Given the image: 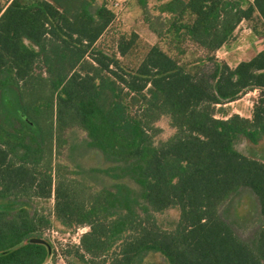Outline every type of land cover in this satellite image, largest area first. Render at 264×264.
I'll return each instance as SVG.
<instances>
[{
	"label": "trees",
	"instance_id": "obj_1",
	"mask_svg": "<svg viewBox=\"0 0 264 264\" xmlns=\"http://www.w3.org/2000/svg\"><path fill=\"white\" fill-rule=\"evenodd\" d=\"M167 0L171 24L208 57L264 0ZM190 20L176 24L183 16ZM115 13L96 0L0 3V199H48L65 227L87 226L81 264H141L148 252L168 264H264V160L236 148L264 137V47L233 67L215 60L197 78L156 44L133 63L135 32L107 34ZM258 90L251 117L216 116L224 103ZM17 112L9 109L4 93ZM166 115L172 135L155 141ZM85 132L75 151L101 152L139 185L93 189L57 161L66 132ZM122 185V186H120ZM242 190L259 218L240 236L225 206ZM122 191V192H121ZM176 208L170 228L157 213ZM49 220L26 208L0 209V264H45L44 244L28 241Z\"/></svg>",
	"mask_w": 264,
	"mask_h": 264
},
{
	"label": "rangeland",
	"instance_id": "obj_2",
	"mask_svg": "<svg viewBox=\"0 0 264 264\" xmlns=\"http://www.w3.org/2000/svg\"><path fill=\"white\" fill-rule=\"evenodd\" d=\"M5 0H0L4 3ZM105 3L115 13L107 34L104 36L106 44L112 42L115 33L135 32L138 35L135 46L128 60L135 63L149 45L156 44L170 56L175 58L180 65L191 72H197V78L209 79V73L213 69L215 60L226 62L233 67L241 60L252 57L264 47V23L257 13L249 19H243L235 28L230 38L218 49L211 53L213 58H207L209 54L195 43L187 39L180 32H175L171 21L176 19L173 14L163 11L161 5L167 0H96ZM243 6H247V0H240ZM190 16L175 20L176 24L188 22ZM259 91L249 90L236 100L224 103L222 111L216 116L238 113L245 117H251L255 101ZM4 101L9 109L17 112V109L5 92ZM154 124L160 127V132L155 136V141L166 139L174 132L166 115H161ZM67 143L57 161L63 163L79 180L93 189L107 187L117 191L114 185L123 184L137 192L139 185L119 168L106 162L100 151L95 149L85 150L82 154L75 151V145L84 143L85 132L73 128L66 132ZM236 148L242 153L260 160H264V137L258 143H252L241 138L236 143ZM122 186V185H120ZM122 192V191H121ZM54 199H0V209L15 210L26 208L31 213L43 214L49 223L41 226L40 235L32 237L28 241H37L45 245L48 251L45 264H81L76 256L74 245L78 244L76 232L78 228L82 232L87 226L65 227L61 225L53 215ZM225 212L231 215L236 232L242 237L251 235L259 218L258 203L255 196L248 190H242L235 194L225 206ZM178 217V210L170 208L162 213H157V219L161 226L170 228ZM50 229L56 230V237L50 236ZM141 264H168L166 258L159 252H148Z\"/></svg>",
	"mask_w": 264,
	"mask_h": 264
},
{
	"label": "built area",
	"instance_id": "obj_3",
	"mask_svg": "<svg viewBox=\"0 0 264 264\" xmlns=\"http://www.w3.org/2000/svg\"><path fill=\"white\" fill-rule=\"evenodd\" d=\"M56 232H57L56 230H54V229H50V236H51V237H56ZM84 232H85V231H84ZM84 232H82L81 229L78 228V231L76 232V235H77V237H78V243H79V240H80L81 235H82Z\"/></svg>",
	"mask_w": 264,
	"mask_h": 264
}]
</instances>
